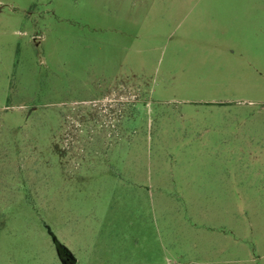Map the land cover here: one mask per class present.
<instances>
[{"label":"rangeland","instance_id":"374dc122","mask_svg":"<svg viewBox=\"0 0 264 264\" xmlns=\"http://www.w3.org/2000/svg\"><path fill=\"white\" fill-rule=\"evenodd\" d=\"M264 264V0H0V264Z\"/></svg>","mask_w":264,"mask_h":264},{"label":"trees","instance_id":"16d2710c","mask_svg":"<svg viewBox=\"0 0 264 264\" xmlns=\"http://www.w3.org/2000/svg\"><path fill=\"white\" fill-rule=\"evenodd\" d=\"M56 243L58 244L59 247V251H60V255L63 257L64 255L66 256H70L73 257L72 254L70 253V251L65 248L64 246H62L58 241H56Z\"/></svg>","mask_w":264,"mask_h":264},{"label":"water","instance_id":"95a60500","mask_svg":"<svg viewBox=\"0 0 264 264\" xmlns=\"http://www.w3.org/2000/svg\"><path fill=\"white\" fill-rule=\"evenodd\" d=\"M63 258H64V260H65V261H64L65 264H76L75 261L72 260L73 257H70V256H64Z\"/></svg>","mask_w":264,"mask_h":264},{"label":"flooded vegetation","instance_id":"af4514ba","mask_svg":"<svg viewBox=\"0 0 264 264\" xmlns=\"http://www.w3.org/2000/svg\"><path fill=\"white\" fill-rule=\"evenodd\" d=\"M62 260H63V262L65 261L64 258H62ZM72 260H73V259H72ZM64 264H65V262H64Z\"/></svg>","mask_w":264,"mask_h":264},{"label":"built area","instance_id":"2783aa9c","mask_svg":"<svg viewBox=\"0 0 264 264\" xmlns=\"http://www.w3.org/2000/svg\"><path fill=\"white\" fill-rule=\"evenodd\" d=\"M174 264H177V263H174Z\"/></svg>","mask_w":264,"mask_h":264}]
</instances>
